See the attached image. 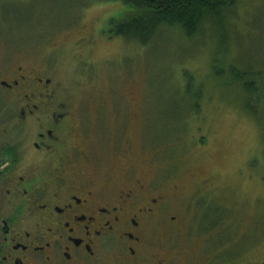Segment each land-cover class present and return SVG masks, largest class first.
Segmentation results:
<instances>
[{"label": "rangeland", "instance_id": "obj_1", "mask_svg": "<svg viewBox=\"0 0 264 264\" xmlns=\"http://www.w3.org/2000/svg\"><path fill=\"white\" fill-rule=\"evenodd\" d=\"M125 8L120 1L0 0V52L11 41L27 67H48L79 116L93 118L92 106L113 100L133 106L120 134L133 153L105 164L135 156L147 182L178 196L184 231L161 235L176 245L173 264L218 260L219 244L234 264H264V132L233 78L264 71V0H237L192 38L163 27L148 44L109 36L108 21ZM255 88L264 96V72ZM263 102L250 104L264 117ZM194 197L195 216L185 207ZM195 220L204 228H192ZM195 247L204 263L192 256Z\"/></svg>", "mask_w": 264, "mask_h": 264}, {"label": "flooded vegetation", "instance_id": "obj_2", "mask_svg": "<svg viewBox=\"0 0 264 264\" xmlns=\"http://www.w3.org/2000/svg\"><path fill=\"white\" fill-rule=\"evenodd\" d=\"M13 45L0 52V264H173L176 245L161 235L184 231L178 196L147 182L135 156L105 164L133 153L120 136L133 106L113 100L79 116L48 67H27ZM198 203L185 207L195 216ZM225 251L206 264H234Z\"/></svg>", "mask_w": 264, "mask_h": 264}, {"label": "trees", "instance_id": "obj_3", "mask_svg": "<svg viewBox=\"0 0 264 264\" xmlns=\"http://www.w3.org/2000/svg\"><path fill=\"white\" fill-rule=\"evenodd\" d=\"M92 0H79L86 5ZM120 1L125 5V15L120 19L111 18L108 21L110 37L122 36L128 40H140L148 44L163 27L180 28L189 38L199 33L206 21L222 20L224 13L232 8L237 0H99ZM9 3V2H8ZM12 3V2H11ZM62 4L60 7H62ZM217 59V58H216ZM215 64V63H214ZM215 64L214 70L218 68ZM264 71H258L261 77ZM235 81H241L243 91L248 95L249 104L252 100L264 101L255 88L254 80H248L243 75L233 73ZM247 102L248 109L256 117L264 132V117ZM264 103V102H263Z\"/></svg>", "mask_w": 264, "mask_h": 264}]
</instances>
